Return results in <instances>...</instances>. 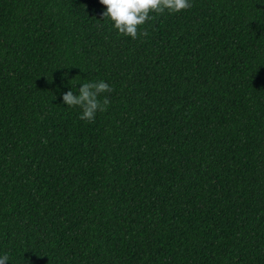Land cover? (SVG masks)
Listing matches in <instances>:
<instances>
[{
	"label": "trees",
	"instance_id": "1",
	"mask_svg": "<svg viewBox=\"0 0 264 264\" xmlns=\"http://www.w3.org/2000/svg\"><path fill=\"white\" fill-rule=\"evenodd\" d=\"M190 3L133 40L99 0H0L7 264H264V0ZM101 80L83 121L62 96Z\"/></svg>",
	"mask_w": 264,
	"mask_h": 264
},
{
	"label": "clouds",
	"instance_id": "2",
	"mask_svg": "<svg viewBox=\"0 0 264 264\" xmlns=\"http://www.w3.org/2000/svg\"><path fill=\"white\" fill-rule=\"evenodd\" d=\"M99 3L106 8L102 13L103 19L110 20L120 35L133 40L147 35L140 28L154 18L153 13H178L192 6L190 0H99ZM112 91L109 84L102 80L86 82L78 89V95L69 90L63 94L62 100L68 107H79L82 110L80 119L91 123L94 122L96 113L106 111L110 104V99L106 96L101 100L102 94ZM8 259L7 255L0 257V264H7Z\"/></svg>",
	"mask_w": 264,
	"mask_h": 264
}]
</instances>
